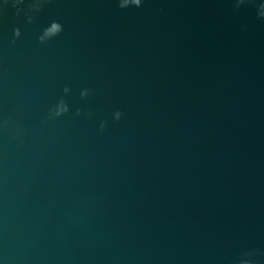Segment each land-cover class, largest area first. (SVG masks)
I'll return each instance as SVG.
<instances>
[{
  "label": "water",
  "instance_id": "95a60500",
  "mask_svg": "<svg viewBox=\"0 0 264 264\" xmlns=\"http://www.w3.org/2000/svg\"><path fill=\"white\" fill-rule=\"evenodd\" d=\"M0 264H264V0H0Z\"/></svg>",
  "mask_w": 264,
  "mask_h": 264
}]
</instances>
